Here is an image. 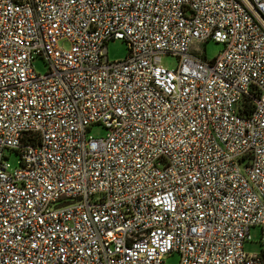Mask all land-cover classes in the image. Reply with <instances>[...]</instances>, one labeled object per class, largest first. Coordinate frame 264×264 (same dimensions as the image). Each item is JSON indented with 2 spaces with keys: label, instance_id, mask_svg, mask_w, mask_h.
Wrapping results in <instances>:
<instances>
[{
  "label": "built area",
  "instance_id": "2783aa9c",
  "mask_svg": "<svg viewBox=\"0 0 264 264\" xmlns=\"http://www.w3.org/2000/svg\"><path fill=\"white\" fill-rule=\"evenodd\" d=\"M253 227L264 0H0V264H264Z\"/></svg>",
  "mask_w": 264,
  "mask_h": 264
},
{
  "label": "rangeland",
  "instance_id": "374dc122",
  "mask_svg": "<svg viewBox=\"0 0 264 264\" xmlns=\"http://www.w3.org/2000/svg\"><path fill=\"white\" fill-rule=\"evenodd\" d=\"M67 47V44H64ZM207 60H213L224 51V45L209 41L200 47ZM129 55V47L126 42L121 40H112L108 43V58L110 62H117L125 60ZM34 70L37 74H46L49 71L47 62L41 58L36 57L32 61ZM161 64L168 69H176L178 66V59L174 56H163ZM107 135V130L101 124L92 125L88 130V136L94 139H101ZM5 155L8 156L7 162L11 169L20 167L21 158L16 151L7 150ZM251 241L244 244V252L247 255H262L264 251V233L262 227H253L250 231ZM165 264H180L181 256L178 253H172L164 259Z\"/></svg>",
  "mask_w": 264,
  "mask_h": 264
}]
</instances>
